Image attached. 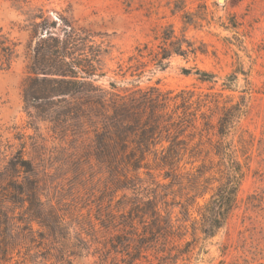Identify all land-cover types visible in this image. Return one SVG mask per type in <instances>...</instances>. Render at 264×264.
I'll use <instances>...</instances> for the list:
<instances>
[{"label":"trees","instance_id":"trees-1","mask_svg":"<svg viewBox=\"0 0 264 264\" xmlns=\"http://www.w3.org/2000/svg\"><path fill=\"white\" fill-rule=\"evenodd\" d=\"M25 5L20 9L31 32V61L22 84L24 100L40 116L58 107L78 120H96L101 129L94 130V157L107 176L94 207L52 202L32 162L19 150L11 154L0 174V264H71L73 248L81 243L94 246L95 264H135L150 248L161 263L170 264L178 256L167 245L188 227L192 237H213L236 207L245 174L233 137L247 111L246 97L234 100L223 91H234L238 74L247 73L233 70L216 92L118 89L113 82L105 89L95 84L102 49L91 35L62 15L53 19L41 7ZM188 17L184 21L191 23ZM159 38L155 63L160 67L173 54L205 53L170 26ZM16 46L0 33V70L10 66ZM194 73L200 82L217 81L213 72L195 68ZM151 169L162 171L166 182L152 179L151 194L143 193L139 172ZM173 187L186 196L184 201L176 199ZM207 193L199 205L197 199ZM194 205L196 217L191 218ZM177 206L179 216L173 219ZM113 232L118 234L101 238ZM126 235L137 239L129 243Z\"/></svg>","mask_w":264,"mask_h":264},{"label":"rangeland","instance_id":"rangeland-1","mask_svg":"<svg viewBox=\"0 0 264 264\" xmlns=\"http://www.w3.org/2000/svg\"><path fill=\"white\" fill-rule=\"evenodd\" d=\"M26 3L41 7L53 19L62 15L91 35L102 49L95 84L105 89L113 82L118 89L154 86L178 91L189 87L196 92H216L233 70L247 73L238 74L234 91H223L234 100L245 95L247 101V111L233 137L245 172L236 207L213 237L203 240L199 233L192 237L188 227L167 248L178 256L170 264H264V0H0V33L17 43L10 66L0 70V174L7 158L19 150L32 162L52 202L76 201L94 207L107 176L105 166L94 157V130H100V124L95 119L78 120L58 107L40 116L24 100L22 84L31 61V32L24 27L26 15L20 9H26ZM188 14L193 23L184 21ZM167 26L205 53L195 57L173 54L160 67L155 59L159 37ZM195 68L216 74V83L198 81ZM161 173L140 171L139 190L149 193L152 179L166 182ZM173 191L177 200L186 199L177 187ZM208 196L198 198L197 203L201 205ZM196 209V205L190 208L191 218L196 217ZM178 211L179 206L172 209L173 219ZM125 239L131 243L137 238L126 235ZM93 248L88 243L74 247L71 264H95ZM156 256L150 248L135 264H165Z\"/></svg>","mask_w":264,"mask_h":264},{"label":"water","instance_id":"water-1","mask_svg":"<svg viewBox=\"0 0 264 264\" xmlns=\"http://www.w3.org/2000/svg\"><path fill=\"white\" fill-rule=\"evenodd\" d=\"M220 1H222V0H220Z\"/></svg>","mask_w":264,"mask_h":264}]
</instances>
